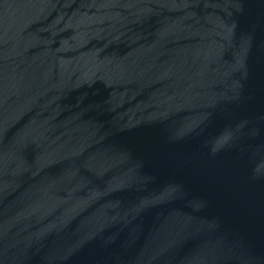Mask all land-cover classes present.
I'll use <instances>...</instances> for the list:
<instances>
[{
  "label": "water",
  "instance_id": "obj_1",
  "mask_svg": "<svg viewBox=\"0 0 264 264\" xmlns=\"http://www.w3.org/2000/svg\"><path fill=\"white\" fill-rule=\"evenodd\" d=\"M0 264H264V0H0Z\"/></svg>",
  "mask_w": 264,
  "mask_h": 264
}]
</instances>
